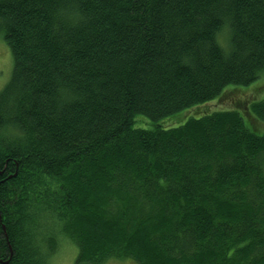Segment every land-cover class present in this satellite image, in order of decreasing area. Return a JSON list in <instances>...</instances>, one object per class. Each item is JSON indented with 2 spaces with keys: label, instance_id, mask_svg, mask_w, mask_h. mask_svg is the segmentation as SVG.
I'll list each match as a JSON object with an SVG mask.
<instances>
[{
  "label": "trees",
  "instance_id": "obj_1",
  "mask_svg": "<svg viewBox=\"0 0 264 264\" xmlns=\"http://www.w3.org/2000/svg\"><path fill=\"white\" fill-rule=\"evenodd\" d=\"M0 37V264H264L249 115L136 125L260 79L264 0H0Z\"/></svg>",
  "mask_w": 264,
  "mask_h": 264
},
{
  "label": "rangeland",
  "instance_id": "obj_2",
  "mask_svg": "<svg viewBox=\"0 0 264 264\" xmlns=\"http://www.w3.org/2000/svg\"><path fill=\"white\" fill-rule=\"evenodd\" d=\"M227 29V28H225ZM224 29V30H225ZM229 29V28H228ZM220 32L218 41L220 46L225 52L228 45L229 30ZM221 42V43H220ZM225 46V47H224ZM13 60L10 49L5 44L3 38L0 37V90L3 89L10 80L12 75ZM225 95L221 96L218 100L208 103V105H203L202 107H197V109L187 110V112L177 114L176 116L166 118L165 120L159 121L158 123H152L149 119L144 118L136 123L137 126L152 127L155 124H158L162 127L165 126H176L180 123L187 122L188 118H198V116L207 115L212 112L219 111H230V110H239L245 114H248L247 120L254 122L255 129L258 133L264 134V124L260 121H257L256 115L252 112V108L256 103L262 102L264 99V75L251 86L238 89L235 87H230ZM187 113V114H186ZM76 248L73 243L63 242L61 248L55 254L51 264H75L76 261ZM105 264H137L131 259L126 261H107Z\"/></svg>",
  "mask_w": 264,
  "mask_h": 264
}]
</instances>
